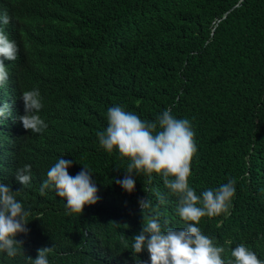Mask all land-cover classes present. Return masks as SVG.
<instances>
[{
	"label": "trees",
	"instance_id": "16d2710c",
	"mask_svg": "<svg viewBox=\"0 0 264 264\" xmlns=\"http://www.w3.org/2000/svg\"><path fill=\"white\" fill-rule=\"evenodd\" d=\"M10 16L16 40L9 39L18 47L17 59L7 60L10 87L16 104L24 90H39L43 133L89 134L93 113L104 115L115 105L146 121L170 109L189 119L195 132L189 186L200 195L234 178L224 225L250 230L264 192V0H16ZM94 81L104 88L92 98ZM91 140L100 186L121 192L116 180L124 178L130 160L115 149L100 150L96 136ZM15 151L7 130L0 179H8ZM83 151L76 150L81 157ZM36 153L30 151L16 169L30 164L34 173L45 174L43 167L34 169ZM132 176L141 188L128 208L127 226L138 222L143 195L154 206L155 186L144 183L158 178ZM82 224L58 244L50 264H100L114 241L126 237V227L115 234L101 223L87 230Z\"/></svg>",
	"mask_w": 264,
	"mask_h": 264
},
{
	"label": "clouds",
	"instance_id": "9594fccd",
	"mask_svg": "<svg viewBox=\"0 0 264 264\" xmlns=\"http://www.w3.org/2000/svg\"><path fill=\"white\" fill-rule=\"evenodd\" d=\"M15 2L0 0V144L8 130L16 148L8 179H0V264H50L58 244L84 221L86 230L97 223L115 234L127 229L100 264H264V192L253 208L257 220L248 224L249 231L240 224L225 226L236 180L200 195L189 186L197 152L189 119L176 118L166 109L146 121L115 105L104 115L93 113L89 134L43 133L47 124L38 114L43 107L39 90H24L16 104L10 87L7 60H16L18 52L10 16ZM61 31L69 35L66 25ZM37 49L43 50L38 39ZM89 88L96 90L93 98L104 85L94 81ZM91 136L100 150L115 149L130 160L126 175L115 184L123 194L100 186L101 168L91 162L93 140L87 142ZM59 139L66 144L62 151H56ZM82 147L81 157L76 150ZM33 150L34 169L43 167V175L34 173L30 164L16 169ZM72 161L82 166L77 174L68 172ZM133 173L158 178L144 183L155 186L154 206L143 195L136 205L141 211L138 222L127 226L128 208L141 188H136ZM32 192L36 200L30 198Z\"/></svg>",
	"mask_w": 264,
	"mask_h": 264
},
{
	"label": "bare ground",
	"instance_id": "6f19581e",
	"mask_svg": "<svg viewBox=\"0 0 264 264\" xmlns=\"http://www.w3.org/2000/svg\"><path fill=\"white\" fill-rule=\"evenodd\" d=\"M29 141V138H26V142ZM82 168V166L78 165L76 162L72 161V166L70 168H68V172L69 173H79L80 169Z\"/></svg>",
	"mask_w": 264,
	"mask_h": 264
},
{
	"label": "water",
	"instance_id": "95a60500",
	"mask_svg": "<svg viewBox=\"0 0 264 264\" xmlns=\"http://www.w3.org/2000/svg\"><path fill=\"white\" fill-rule=\"evenodd\" d=\"M66 148V144L64 143V139H59L56 146V151H62Z\"/></svg>",
	"mask_w": 264,
	"mask_h": 264
}]
</instances>
